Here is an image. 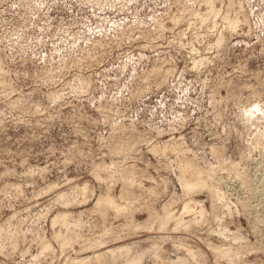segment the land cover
Returning <instances> with one entry per match:
<instances>
[{
	"label": "rangeland",
	"instance_id": "374dc122",
	"mask_svg": "<svg viewBox=\"0 0 264 264\" xmlns=\"http://www.w3.org/2000/svg\"><path fill=\"white\" fill-rule=\"evenodd\" d=\"M197 1L0 0V264H264V0H214L203 28ZM176 156L230 198L221 224L197 189L212 224L161 230L190 198ZM107 188L119 214L96 205Z\"/></svg>",
	"mask_w": 264,
	"mask_h": 264
},
{
	"label": "bare ground",
	"instance_id": "6f19581e",
	"mask_svg": "<svg viewBox=\"0 0 264 264\" xmlns=\"http://www.w3.org/2000/svg\"><path fill=\"white\" fill-rule=\"evenodd\" d=\"M201 3H204L205 4V6L207 7V10L205 11V12H203V13H200L201 11L199 10V12L198 11H196V12H198V14H196L197 16L196 17H193L192 15V17L195 19V21H198V23L199 24H202V28H203V24H213V21H214V19H216L217 18V16L218 15H220V13H219V9L217 10L216 8H215V3H214V0H199ZM234 1V0H233ZM238 1V0H237ZM195 2H196V0H195ZM218 3H220L219 2V0L217 1ZM228 3H229V0L227 1ZM231 2V1H230ZM239 2V1H238ZM237 2V3H238ZM198 1H197V5H198ZM223 3V2H222ZM222 3H221V5H222ZM226 4L227 6L228 5H230V4ZM204 4H200V5H204ZM231 4H232V2H231ZM239 4H240V2H239ZM194 5V4H193ZM192 5V6H193ZM200 5H198V8L199 7H201ZM236 4L234 3V6H235ZM234 6L232 5V7L234 8ZM187 8L189 7V6H186ZM205 7V8H206ZM232 7H230V8H232ZM241 7V6H240ZM186 8V9H187ZM219 8H221V6H219ZM229 7H227V9H228ZM190 9V8H189ZM201 9V8H200ZM183 10H185L184 8H183ZM193 10H195L194 8L192 9V11ZM231 10V9H230ZM230 10H227V12H229ZM234 10V9H233ZM191 11V12H192ZM225 11H226V8H225ZM242 12L241 11V9L240 10H238V12L237 11H235V12H237V13H239L240 14V12ZM183 12H185V11H183ZM188 12V11H187ZM190 12V13H191ZM223 12V11H222ZM221 12V13H222ZM186 13V12H185ZM184 13V14H185ZM190 13H188L189 15H190ZM192 14V13H191ZM186 15V14H185ZM194 15V14H193ZM230 15V13L228 14V13H225V15L223 16L222 15V17L220 18L221 20L223 19L224 20V22L227 24V28L229 29V30H233L234 31V29H236V28H238V26L241 24V22H242V19H244V18H242L241 19V17H240V15L239 16H229ZM235 15V14H234ZM242 15V14H241ZM244 15V14H243ZM182 16H183V14H182ZM188 16V15H187ZM186 16V17H187ZM195 16V15H194ZM180 17V16H179ZM242 17H245V15L244 16H242ZM181 18V17H180ZM179 18V19H180ZM183 18V17H182ZM172 19H173V17H172ZM175 19V18H174ZM177 19V18H176ZM179 19H178V21H179ZM188 19H189V16H188ZM189 20H193V19H191V17H190V19ZM188 20V21H189ZM222 20V21H223ZM174 21H176V20H174ZM244 21H246V17H245V20ZM191 22H193V21H191ZM195 23V22H194ZM162 24V23H161ZM189 24V23H188ZM192 24V23H191ZM216 24V23H215ZM226 24H223V25H226ZM244 24V23H243ZM190 25V24H189ZM198 25V24H197ZM159 26V25H158ZM162 26V25H161ZM161 26H159V28L161 27ZM191 26V25H190ZM201 26V25H200ZM199 26V27H200ZM207 26V25H206ZM213 26H214V24H213ZM157 27V26H156ZM208 27V26H207ZM206 27V28H207ZM210 27V26H209ZM208 27V28H209ZM216 27V26H215ZM214 27V28H215ZM164 28V27H163ZM162 27H161V29H163ZM201 28V29H202ZM213 28V27H212ZM226 28V26L224 27V29ZM157 29L158 28H156V32H157ZM160 30V29H159ZM204 30V29H203ZM223 30V29H222ZM218 32L219 31H221L220 29H218L217 30ZM161 32V31H160ZM217 32V33H218ZM223 32V31H222ZM222 32L221 33H218V36L216 35V40H214L215 41V45L216 46H220V45H222L223 43L222 42H224V36H223V34H222ZM231 32V31H230ZM235 32V31H234ZM203 34H205V33H203ZM201 35H202V33H201ZM206 36V35H205ZM182 41V40H181ZM183 42V41H182ZM226 42V41H225ZM224 42V43H225ZM211 43H213V42H211ZM210 42L208 43V45L209 44H211ZM192 45V44H191ZM190 45V46H191ZM213 45V44H212ZM212 45H210V46H212ZM214 47V46H213ZM193 47H191V49H192ZM190 49V48H189ZM213 49V48H212ZM211 50V49H210ZM216 50V49H215ZM193 51V50H192ZM196 51V50H195ZM198 53V52H197ZM196 53V54H197ZM201 54V53H200ZM199 54V55H200ZM196 56V55H195ZM199 57V56H198ZM201 57V56H200ZM199 57V58H200ZM203 57V56H202ZM205 57V56H204ZM192 58V57H191ZM199 58H196V60H195V62H194V65H200L202 62H204V61H202V60H206V59H199ZM206 58V57H205ZM191 60H193V59H191ZM194 61V60H193ZM203 64V63H202ZM1 69V68H0ZM158 70H159V68H158ZM2 73H3V71H2ZM168 73L166 72V75H167ZM167 147H165V150H167L166 149ZM178 150V149H177ZM180 150V149H179ZM179 150H178V152H179ZM183 150V149H182ZM182 150H180V153H181V151ZM185 150H187V149H185ZM184 150V151H185ZM162 151V150H161ZM163 151H164V148H163ZM184 151H182L183 153H184ZM177 152V153H178ZM186 152V151H185ZM189 152V151H188ZM164 153H165V151H164ZM176 153V155H178ZM183 153H181L182 155H183ZM180 156V155H179ZM184 156H185V154H184ZM183 156V157H184ZM177 157V156H176ZM178 158V157H177ZM181 158V157H180ZM178 158L179 160L178 161H180L179 162V164H178V162H177V164L180 166V169H179V167L177 168V169H179V170H181V174H182V176H181V184H182V187H183V192L185 193V196H187L188 194H190L192 191H194V190H197V189H203L204 191H208V195L207 196H209L210 197V201H211V213H210V216H211V219H212V221H214V220H219L220 221V218L222 217H224L223 215L221 216V212L225 209V210H227L229 213H231L230 211H231V201L226 197V195H225V192L222 190V188L221 187H219V185L217 186H215L214 184H216V183H214V184H212L211 185V183H209V182H207V179H205L204 180V178L202 177V176H205V175H207L208 174V172H206V174H204L205 172H204V170L202 171L201 169H199L198 168V166H196L193 162H192V160H190L189 158L187 159V158ZM175 160H176V158H175ZM175 160H173V161H175ZM194 161V160H193ZM176 162V161H175ZM176 165V164H175ZM99 169H103V167L102 166H100L99 167ZM130 169V168H129ZM128 169V170H129ZM132 169V168H131ZM225 170L224 168H220V169H218V170H221V171H223V170ZM133 170V169H132ZM135 170V169H134ZM111 171V170H110ZM127 171V170H126ZM207 171H210V170H207ZM129 172V171H128ZM128 172H125V173H128ZM133 172H135V171H133ZM111 173H113V172H111ZM110 173V175H112ZM212 172H210V174H211ZM135 174V173H134ZM209 174V175H210ZM116 176V175H115ZM114 176V177H115ZM123 176V175H122ZM124 177H126V176H124ZM180 177V176H179ZM213 177H216L217 178V176H215V175H213ZM116 178V180H117V178H119V179H121V178H123V177H121L120 178V176L119 177H115ZM128 178H129V181H128ZM128 178H126L127 179V181H128V183L129 184H132V186L131 187H134L135 186V183L137 182L136 181V178L133 176V173L132 172H129V175H128ZM206 178V177H205ZM207 178H209L208 176H207ZM215 178V179H216ZM110 180L111 179H113V175L111 176V178H109ZM109 179H108V182H109ZM139 179V178H138ZM247 179H248V177H247ZM124 180V179H123ZM122 180V181H123ZM210 181H211V179H209ZM250 180V179H249ZM254 180V179H253ZM127 181L126 182H124V183H127ZM139 181V180H138ZM213 181L214 182H218L219 180L217 179V181H215L214 180V178H213ZM110 183V187H112V183L111 182H109ZM108 183V184H109ZM138 184H139V182H137ZM143 183V182H142ZM133 184H134V186H133ZM138 184H136L137 185V187L139 188V185L141 184V182H140V184L138 185ZM125 185V184H124ZM108 186V185H107ZM130 187V188H131ZM127 188V187H126ZM129 188V187H128ZM135 188V187H134ZM108 189V188H107ZM205 189H207V190H205ZM109 190V192L108 193H106L107 195H105L104 194V196H100L98 199H97V201H96V205L97 206H107V207H110V208H112V209H116V211L117 210H120V209H122V207H123V209H124V206L123 205H121V203H119V202H117V200H116V198L114 199V197H112V194H111V196H110V191H111V189L109 188L108 189ZM125 190V188L123 189V191ZM260 190V189H259ZM122 191V192H123ZM129 191H130V189H129ZM129 191H127L128 192V194H129ZM200 191H202V190H200ZM226 191V190H225ZM258 191V190H257ZM260 191H262V190H260ZM260 191H258V192H260ZM107 192V191H106ZM121 192V193H122ZM124 193V192H123ZM109 194V195H108ZM125 194V193H124ZM123 194V195H124ZM127 194V193H126ZM261 194H262V192H261ZM120 195H122V194H120ZM122 195V196H123ZM184 195V194H183ZM194 195V194H193ZM264 195V194H263ZM117 196V195H116ZM128 196V195H127ZM126 196V197H127ZM184 196V197H185ZM188 196H190V198H187V200H185L184 201V203H183V205H182V209L181 210H179V212L177 211L176 213H175V211H173V210H171V211H173V212H171V211H167V212H165V217H164V221H163V227H161V230H164V229H162V228H165L166 226H167V224L169 225V222L172 220V222L174 221L175 222V225L173 224V227L175 228V227H179V228H181L180 227V225H184L185 224V214L187 215V213L189 214V213H193V216H194V218H192L193 220L195 219H197V220H202V221H205L206 219H204L205 217H206V215H208L207 214V211H206V209L204 208V207H202V205L200 204L201 202L199 201V200H196V199H193V198H191V196H192V194L191 195H188ZM259 196V195H258ZM89 197V196H88ZM119 197V196H118ZM245 198V197H244ZM261 198V197H260ZM121 199H124V198H121ZM120 199V200H121ZM242 199V198H241ZM125 200H127V199H125ZM236 200V199H235ZM234 200V201H235ZM238 200V199H237ZM248 200V199H247ZM264 200V199H263ZM262 200V201H263ZM238 201H241L240 202V204L239 205H242V209H247L248 207H249V203H247V202H244L245 200L243 199V201L242 200H238ZM238 201H237V203H238ZM260 201V200H259ZM235 203V206H234V209L235 210H237L238 209V204L236 203V202H234ZM259 204V203H258ZM192 205H196V206H199V209L198 210H196L195 209V207H193ZM253 205V204H252ZM255 205V204H254ZM256 206H257V203H256ZM126 207V206H125ZM204 208V209H203ZM257 208V207H256ZM170 209H172V208H170ZM170 209H167V210H170ZM221 209H223V210H221ZM250 209H252V207H250ZM125 210V209H124ZM121 211V210H120ZM166 211V210H165ZM194 211H195V215H197V216H195L194 215ZM209 211V210H208ZM243 211H248V210H243ZM250 211V210H249ZM118 212V211H117ZM117 212H116V214H117ZM225 213L224 214H227L226 213V211H224ZM237 212V211H236ZM249 213V212H248ZM258 213V212H257ZM118 214H119V212H118ZM120 214H121V212H120ZM230 215V214H229ZM252 215V214H251ZM192 216V217H193ZM210 216H208V217H210ZM65 217H66V213H64V212H60V213H58L57 214V216L55 217V220H57V221H61V222H64L65 221ZM254 217V216H253ZM257 217H258V215H257ZM259 218H260V220H262V219H264V217L262 218V216L260 217L259 216ZM208 219V218H207ZM188 220H190V218L188 219ZM188 220H186V222H187V225H190V223H188L189 221ZM193 220H191L190 222H192ZM222 220V219H221ZM258 220V219H257ZM202 221H200V223H197V224H201L202 223ZM207 221V220H206ZM206 221L204 222V223H206ZM209 221V220H208ZM207 221V222H208ZM219 221H217V222H219ZM223 221V220H222ZM173 222V223H174ZM199 222V221H198ZM253 223H254V221H252ZM257 222V221H256ZM261 222V221H260ZM259 222V223H260ZM262 222H264L263 220H262ZM196 223H193V224H195V226H196ZM209 224H210V221L208 222ZM227 223V222H226ZM258 223V222H257ZM171 224V223H170ZM192 224V225H193ZM203 224V223H202ZM207 224V223H206ZM208 224V225H209ZM212 224V223H211ZM210 224V225H211ZM218 225H219V223H217ZM220 224H221V221H220ZM222 224H225V222H222ZM134 225H136V224H134ZM186 225V224H185ZM186 225V226H187ZM253 225V224H252ZM132 226H133V224H132ZM160 226V225H159ZM171 226H172V224H171ZM186 226L185 227H183V228H185V229H187L186 228ZM194 226V225H193ZM202 226V225H201ZM200 226V227H201ZM220 226V225H219ZM257 226V225H256ZM173 227H172V229H173ZM188 227H190V226H188ZM207 227H209V226H207ZM255 227V226H254ZM168 228H169V226H168ZM171 228V227H170ZM211 228V227H210ZM215 228V227H214ZM227 227L225 226H223V227H221V228H219V229H217L216 231H217V233L218 234H224V231H225V229H226ZM253 228V227H252ZM256 228V227H255ZM209 229V228H208ZM212 229V228H211ZM211 229H209V230H211ZM216 229V228H215ZM254 229V228H253ZM174 230H177L178 231V228L176 229H174ZM182 230V229H181ZM184 230V229H183ZM194 230H196V228L194 229ZM1 231V230H0ZM208 231V230H207ZM215 231V230H214ZM255 231V230H254ZM211 232H213V231H211ZM256 232H257V230H256ZM3 233V232H2ZM254 233V232H253ZM1 234V233H0ZM66 234H68V233H66ZM7 234H5V236H6ZM9 236V235H8ZM68 236V235H67ZM81 236V235H80ZM79 235L77 236V239H79V237H80ZM178 236V235H177ZM2 237H4V236H2ZM234 237V239H236L237 240V238H239L240 239V237H238V235H235V236H233ZM178 238V237H177ZM180 238V237H179ZM178 238V239H179ZM182 238V237H181ZM0 239H1V236H0ZM10 239V238H9ZM178 239H176V240H178ZM184 239H186V238H184ZM67 240H69V238H67ZM181 240V239H180ZM180 240H178V241H180ZM10 241V240H9ZM12 241V240H11ZM66 242V241H65ZM184 242V241H183ZM180 242H178L177 244H179ZM182 243V242H181ZM0 245H1V241H0ZM180 245H182V244H180ZM209 245V244H208ZM211 246H210V248L212 247V249H213V251L215 252V254H216V252H217V255H218V253H219V256H220V254H224V258L226 257L227 258V256H226V254L228 255V254H231L232 255V257H233V255L235 254L236 255V252H237V254L239 253L238 251H236L235 253H230V250H229V248H227V247H225V246H223V244H222V246L221 245H219V246H215V245H212V244H210ZM178 246V245H177ZM45 246L43 245V248H44ZM179 247H181V246H178L177 248H179ZM46 248V247H45ZM183 248H184V244H183ZM1 249V248H0ZM47 250H49L48 248H47ZM190 250V249H189ZM46 251V250H45ZM232 251V250H231ZM111 253V258L114 260V254H113V251H110ZM122 252V251H121ZM121 252H120V255H121ZM187 252H188V249H187ZM186 252V253H187ZM190 252V251H189ZM195 252V251H194ZM226 252H228V253H226ZM185 253V252H184ZM185 253V254H186ZM185 254H184V257H185ZM188 255L187 256H189V254H192V253H187ZM195 254H198V252L197 253H195ZM103 255H104V253H103ZM106 255V254H105ZM108 255V254H107ZM193 255V254H192ZM199 255V254H198ZM231 255H229V256H231ZM234 255V256H235ZM238 255H240V254H238ZM237 255V256H238ZM95 256H96V253H95ZM186 256V257H187ZM194 256V255H193ZM100 257L102 258V256L100 255ZM99 256H98V254H97V259H96V261H98L99 262V264H100V260L101 259H98V258H100ZM107 257V256H106ZM182 257V256H181ZM184 257H183V259H184ZM185 257V258H186ZM190 257H191V255H190ZM197 257V256H196ZM221 257V256H220ZM240 257V256H239ZM94 258V257H93ZM96 258V257H95ZM94 258V259H95ZM108 258V257H107ZM194 258V257H193ZM193 258H191V259H193ZM230 258V257H229ZM229 258H227L228 260H230ZM102 259H104V260H106L105 259V257L104 258H102ZM182 259V260H183ZM187 259H188V257H187ZM190 259V260H191ZM108 260V259H107ZM184 260H186V259H184ZM183 260V263L182 264H186V262ZM190 260L188 261V263L190 262ZM233 260V259H232ZM95 261V260H94ZM95 261V262H96ZM111 263L113 262V261H111V260H109ZM192 261V260H191ZM194 261H195V258H194ZM194 261L192 262V263H194ZM98 262H96V263H98ZM196 262V261H195ZM103 263V262H102ZM101 263V264H102ZM105 263V262H104ZM191 263V262H190ZM189 263V264H190ZM78 264H81L80 262L78 263ZM108 264V263H107ZM110 264V263H109ZM181 264V263H180Z\"/></svg>",
	"mask_w": 264,
	"mask_h": 264
}]
</instances>
